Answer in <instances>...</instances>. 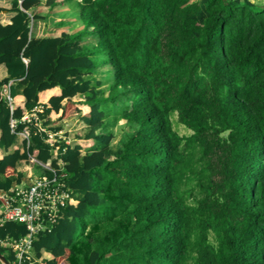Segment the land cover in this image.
I'll use <instances>...</instances> for the list:
<instances>
[{
    "label": "trees",
    "instance_id": "16d2710c",
    "mask_svg": "<svg viewBox=\"0 0 264 264\" xmlns=\"http://www.w3.org/2000/svg\"><path fill=\"white\" fill-rule=\"evenodd\" d=\"M41 1L10 0V21L0 22V192L30 177L38 167L30 156L54 168L62 161L71 191L61 216L32 243L36 264H264V7L77 0L112 68L103 95L87 33L30 34ZM40 105L47 130L73 116L85 132L71 145L47 143L21 121ZM109 110L124 120L116 146ZM173 115L188 134L175 130ZM22 131L23 151L14 148ZM83 141L92 144L84 150ZM25 234L19 222L0 226V238ZM0 253L12 264L11 250L0 245Z\"/></svg>",
    "mask_w": 264,
    "mask_h": 264
},
{
    "label": "built area",
    "instance_id": "2783aa9c",
    "mask_svg": "<svg viewBox=\"0 0 264 264\" xmlns=\"http://www.w3.org/2000/svg\"><path fill=\"white\" fill-rule=\"evenodd\" d=\"M7 99L11 101L9 95ZM38 112L41 110L34 108L30 113L24 114L21 121L34 123L38 132L45 133V141L51 145L60 140L68 144L69 141L62 131L47 130ZM16 122L12 119L11 126L14 127ZM16 134L26 142L27 147L29 144L27 132ZM30 160L36 163L39 168L37 170H41L40 173L32 172L30 177H24L21 183L15 184L11 191L0 192V226L5 222L14 221L22 223L26 228V234L18 238H0V245L13 252L12 264H36L41 259L35 255L32 243L40 232L53 226L61 216V208L68 203L71 195L64 181L62 161H58L59 167L54 168L49 161L43 163L32 156Z\"/></svg>",
    "mask_w": 264,
    "mask_h": 264
},
{
    "label": "rangeland",
    "instance_id": "374dc122",
    "mask_svg": "<svg viewBox=\"0 0 264 264\" xmlns=\"http://www.w3.org/2000/svg\"><path fill=\"white\" fill-rule=\"evenodd\" d=\"M56 4L51 7L46 4V0H42L41 3L31 9L32 12H35L39 15V18H34L32 14H30V29H33V36L36 35L35 30L36 27H39L40 34L45 36H56L59 35L60 32L65 31L69 33H77L83 32L85 34L83 41H86L87 46H89V50L93 52V58L96 64V73L95 79L101 80V85L99 89H101L103 95H107L109 92V87L113 83V72L110 64L106 61V53L105 51L96 45V38L91 34V31L88 28H85L83 21L80 18V12L78 7L77 0H55ZM197 1V0H192ZM254 3L255 9H261L264 7V0H250ZM77 103L81 101L82 98L75 96L73 98ZM116 105L120 107V103L115 101ZM115 112L118 108L113 109ZM114 111H108V119L106 120V130L114 133V139L112 140V146H116L121 136L123 135L124 130V120L119 119L118 114ZM58 114V115H57ZM60 113H56L54 120H57ZM173 117V118H172ZM171 117L173 127L179 134H188L189 130L185 128L181 123L177 122L176 115ZM65 119V118H64ZM66 121H60L57 125L61 126V131L63 135L69 140L70 144H73L76 141V135H82L85 130V124L80 121L77 117L69 116L66 117ZM58 121V120H57ZM57 123V122H56ZM92 142L83 141V148L86 150ZM19 146L22 145L19 143ZM21 165L23 167L24 161H21ZM38 168H34L32 171L34 174H39L41 170H37ZM48 257V254L45 253Z\"/></svg>",
    "mask_w": 264,
    "mask_h": 264
},
{
    "label": "crops",
    "instance_id": "0c3cea01",
    "mask_svg": "<svg viewBox=\"0 0 264 264\" xmlns=\"http://www.w3.org/2000/svg\"><path fill=\"white\" fill-rule=\"evenodd\" d=\"M0 6H2V10L0 11V22L1 23H8L10 21V18L12 16V12L9 11L8 9L10 8V0H0ZM40 29L39 27H36V30H35V33H36V37H40V36H45V35H42L40 34ZM30 34L33 35V29H30ZM4 76H6V68L3 64L0 65V79H2ZM50 94H57L58 93V90L56 88L52 89L51 91H49ZM49 94V95H50ZM48 95V96H49ZM21 97H17L16 100H20ZM74 100V99H73ZM47 102V97H41L40 98V104H44ZM38 109H42L41 108V105L37 107ZM30 112H25L24 114H28ZM56 113L55 112H51L50 115H49V118L51 120H54L53 118L55 117ZM58 115V114H57ZM67 119H63V121H66ZM60 120L57 121V123H55V125L58 124ZM62 121V119H61ZM19 143L22 145V147L19 146ZM14 148L15 149H20L21 151L24 150L25 146H24V141L22 140V138L16 134V138H15V142H14ZM0 156H1V150H0ZM22 160L18 161L17 163V168L18 169H21L22 168V163H21ZM48 254V253H47ZM48 257H49V254H48Z\"/></svg>",
    "mask_w": 264,
    "mask_h": 264
},
{
    "label": "water",
    "instance_id": "95a60500",
    "mask_svg": "<svg viewBox=\"0 0 264 264\" xmlns=\"http://www.w3.org/2000/svg\"><path fill=\"white\" fill-rule=\"evenodd\" d=\"M2 97H3V93H2V90L0 88V102L2 100ZM0 263H2V264H10L1 253H0Z\"/></svg>",
    "mask_w": 264,
    "mask_h": 264
},
{
    "label": "clouds",
    "instance_id": "9594fccd",
    "mask_svg": "<svg viewBox=\"0 0 264 264\" xmlns=\"http://www.w3.org/2000/svg\"><path fill=\"white\" fill-rule=\"evenodd\" d=\"M1 90H2V93H3L4 89H1ZM5 90H6V89H5ZM7 95H9L8 90H7ZM7 95H6V98H7ZM9 96H10V95H9ZM10 98H11V97H10ZM8 102H9V101H8ZM10 102H11V101H10ZM10 102H9V103H10ZM36 108H37V107H36ZM37 109H38V108H37ZM40 110H41V109H40ZM59 131H61V130H59ZM64 136H65V135H64ZM65 138H66V136H65ZM66 139H67V138H66ZM68 141H69V140H68ZM24 144H25V141H24ZM68 144L71 145L70 142H69ZM37 168H38V167H37ZM38 169H39V168H38ZM32 172H33V171H32ZM22 181H23V179H22ZM45 253H47V252H43V254H42L43 257H45V258H49V257H50V254L48 253V254H49V257H47V256L45 255ZM2 255H3V254H2ZM3 256H4V255H3ZM1 264H2V263H1ZM10 264H11V263H10Z\"/></svg>",
    "mask_w": 264,
    "mask_h": 264
}]
</instances>
